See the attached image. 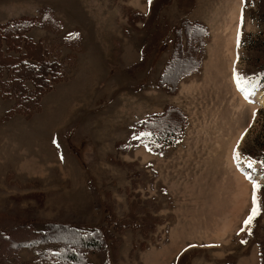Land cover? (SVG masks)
<instances>
[{
	"label": "rangeland",
	"instance_id": "374dc122",
	"mask_svg": "<svg viewBox=\"0 0 264 264\" xmlns=\"http://www.w3.org/2000/svg\"><path fill=\"white\" fill-rule=\"evenodd\" d=\"M236 73L264 85V0H0V264H264Z\"/></svg>",
	"mask_w": 264,
	"mask_h": 264
},
{
	"label": "snow or ice",
	"instance_id": "6c2138e0",
	"mask_svg": "<svg viewBox=\"0 0 264 264\" xmlns=\"http://www.w3.org/2000/svg\"><path fill=\"white\" fill-rule=\"evenodd\" d=\"M241 2L243 3L244 0H241ZM149 5H151L152 0H148ZM235 78L237 80L238 85H240L241 81L244 82V84L246 85V87H242V91L245 92L246 96L247 95H255L256 91L259 90V88L264 87V85H262L258 80H253L249 77L246 76H242L239 73L235 74ZM260 80H264V76L260 77ZM147 135V134H146ZM54 144H56V141H53ZM57 147H59V145H56ZM234 159H240V154L237 152L234 154ZM261 167L264 168V161L260 162ZM253 167V162H249L248 163V168H252ZM246 178L249 179L252 182L253 185V208L251 210L250 215L248 216L247 220L244 222L245 223V227L242 228V231H248V234H251V231L249 229V226L251 225L252 221L260 214V201L258 199L257 193L264 188V185H262L261 183H258L256 179L253 178V176L251 175V173L246 175ZM241 243H247V241L242 240Z\"/></svg>",
	"mask_w": 264,
	"mask_h": 264
},
{
	"label": "trees",
	"instance_id": "16d2710c",
	"mask_svg": "<svg viewBox=\"0 0 264 264\" xmlns=\"http://www.w3.org/2000/svg\"><path fill=\"white\" fill-rule=\"evenodd\" d=\"M24 33H21V34H24ZM191 64H192L191 61H187L185 59H182L181 63L175 62L174 65L172 66V68L170 69V72H169V74H171V78H174L178 74V72L176 70L179 69V67H183L184 69H188L191 66ZM21 66L23 68H26L25 72H29L30 73V74H27L29 77H31V78L33 77L35 79L41 80L42 82L44 81L45 75L48 73L47 69L45 70L44 68H42L39 72L36 73L35 69L30 67V66H27L25 64H21ZM81 239L84 241L83 246L87 247L88 245L95 244V243L92 244V241L91 242H89V241L85 242V237H82ZM71 260L77 261V260H79V258L78 257H73V258H71Z\"/></svg>",
	"mask_w": 264,
	"mask_h": 264
},
{
	"label": "bare ground",
	"instance_id": "6f19581e",
	"mask_svg": "<svg viewBox=\"0 0 264 264\" xmlns=\"http://www.w3.org/2000/svg\"><path fill=\"white\" fill-rule=\"evenodd\" d=\"M260 101H262L264 103V95L260 96Z\"/></svg>",
	"mask_w": 264,
	"mask_h": 264
}]
</instances>
